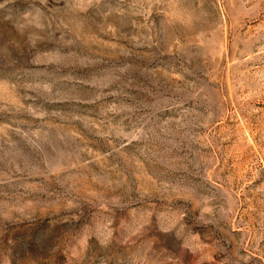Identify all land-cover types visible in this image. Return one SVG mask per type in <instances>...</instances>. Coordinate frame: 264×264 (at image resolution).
Here are the masks:
<instances>
[{
  "label": "rangeland",
  "instance_id": "374dc122",
  "mask_svg": "<svg viewBox=\"0 0 264 264\" xmlns=\"http://www.w3.org/2000/svg\"><path fill=\"white\" fill-rule=\"evenodd\" d=\"M0 264H264V0H0Z\"/></svg>",
  "mask_w": 264,
  "mask_h": 264
}]
</instances>
